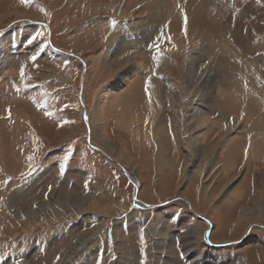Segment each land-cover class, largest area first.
I'll list each match as a JSON object with an SVG mask.
<instances>
[{"label": "rangeland", "instance_id": "1", "mask_svg": "<svg viewBox=\"0 0 264 264\" xmlns=\"http://www.w3.org/2000/svg\"><path fill=\"white\" fill-rule=\"evenodd\" d=\"M241 262L264 264V0H0V264Z\"/></svg>", "mask_w": 264, "mask_h": 264}, {"label": "bare ground", "instance_id": "2", "mask_svg": "<svg viewBox=\"0 0 264 264\" xmlns=\"http://www.w3.org/2000/svg\"><path fill=\"white\" fill-rule=\"evenodd\" d=\"M138 64V62H137ZM139 65V64H138ZM193 65V64H192ZM141 66V65H140ZM138 66V67H140ZM138 73L137 70L131 72L128 74V76L126 77H121L119 78L117 81L115 82H111L108 86H106L105 88H103V90L101 91V99L99 101V111L101 114H105L106 112V107L108 105H110L111 103H113V98L115 94H117L116 92L123 87H127L131 81L133 80V78L136 76V74ZM237 77V76H236ZM137 78V76H136ZM136 84V83H135ZM131 85V84H130ZM118 97V95H117ZM131 125V124H130ZM225 148V147H224ZM157 225H159V222L157 223ZM68 249H70L68 247ZM61 250V249H60ZM63 250V249H62ZM70 250H65V252H69ZM73 251V250H72ZM72 251L69 252V256L72 253ZM71 259V257L69 258ZM208 263V262H207ZM240 264H246V263H240Z\"/></svg>", "mask_w": 264, "mask_h": 264}, {"label": "snow or ice", "instance_id": "3", "mask_svg": "<svg viewBox=\"0 0 264 264\" xmlns=\"http://www.w3.org/2000/svg\"><path fill=\"white\" fill-rule=\"evenodd\" d=\"M27 2H28V0H20V3H21V4H27ZM257 2H259V0H257ZM185 19H186V18H185ZM37 35H39V33H37ZM35 38H36V37H32V38L28 41V43L31 44L32 41L35 40ZM161 38H162V35H161V37H158L157 39H161ZM168 39L171 40V37H168ZM31 59H32L33 61H35V60H36V57L33 56ZM154 59H158V57H154ZM20 75H21V78L24 77V71H23V69H21V73H20ZM146 91H147V89H146ZM9 117H10V111H9ZM28 159H29V161H31V160L33 159V157H32V156H29ZM61 170H63V166H61ZM29 174H31V172H30ZM49 190H51V189L49 188Z\"/></svg>", "mask_w": 264, "mask_h": 264}]
</instances>
